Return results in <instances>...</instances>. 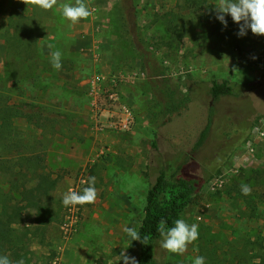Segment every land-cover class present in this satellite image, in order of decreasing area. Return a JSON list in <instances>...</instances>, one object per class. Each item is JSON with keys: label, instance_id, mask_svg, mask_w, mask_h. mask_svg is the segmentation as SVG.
Segmentation results:
<instances>
[{"label": "rangeland", "instance_id": "obj_1", "mask_svg": "<svg viewBox=\"0 0 264 264\" xmlns=\"http://www.w3.org/2000/svg\"><path fill=\"white\" fill-rule=\"evenodd\" d=\"M218 2L195 9L184 0H84L92 14L73 24L55 6L0 0V112L25 116L14 117L0 139V159L39 158L58 179L57 221L47 230L49 246L31 245L33 264H124L120 252L131 255L124 227L138 230L150 185L160 170L180 164L186 173L212 176L182 218L198 224L199 238L183 254L159 243L157 260L192 264L200 255L205 264L257 263L252 252L264 239V36L250 29L238 36L229 15L225 27L215 18ZM57 50L60 70L50 63ZM96 77L103 79L93 84ZM214 80L230 81L238 96L214 102L207 93ZM209 107L208 138L193 152V126L203 124ZM90 176L95 202L65 207L63 193L82 191ZM33 220L28 213L25 224Z\"/></svg>", "mask_w": 264, "mask_h": 264}, {"label": "trees", "instance_id": "obj_2", "mask_svg": "<svg viewBox=\"0 0 264 264\" xmlns=\"http://www.w3.org/2000/svg\"><path fill=\"white\" fill-rule=\"evenodd\" d=\"M204 3L205 0H184L185 6L195 9H199ZM262 49L264 52V48ZM207 93L214 102L238 96L228 80L210 82ZM189 102V99L183 101L182 107L185 108ZM199 115L202 117L200 110ZM0 116L2 140L12 127L13 118L25 117L24 114L11 110L0 112ZM213 116L214 109L209 107L203 117V124L195 122L193 132L197 139L192 148L193 152H197L205 144ZM26 118L32 122L34 117ZM12 161L16 164L11 165ZM39 163V158L24 159L22 154L0 159V255H7L13 264L21 259L24 264H33L34 253L30 249L31 245L37 243L40 246H49L47 230L57 221L58 216L52 209V193L58 185V179ZM211 179L212 176L205 178L186 173L184 164L177 167L167 166L159 171L146 193L143 217L137 230L141 241L133 240L130 243V256L135 257L138 264H161L156 258V248L161 240L157 231L158 222L164 219L168 226H174V221L183 218L195 195ZM28 213H32L34 218L30 226L25 224ZM256 245L257 248L252 252L253 258L257 260L256 264H264V239ZM51 255L52 259L54 254Z\"/></svg>", "mask_w": 264, "mask_h": 264}, {"label": "clouds", "instance_id": "obj_3", "mask_svg": "<svg viewBox=\"0 0 264 264\" xmlns=\"http://www.w3.org/2000/svg\"><path fill=\"white\" fill-rule=\"evenodd\" d=\"M24 2L27 3L29 0H24ZM30 2L44 10L57 7L63 18L73 24L81 19H87L92 14L84 0H75L74 5L58 4V0H30ZM226 15H229L232 21L239 25V30L236 33L238 36L246 35L249 29L254 35L264 36V0H219L215 6V18L225 27H227ZM48 47L51 49L53 45L49 44ZM61 56L62 54L58 50L50 53V63L56 70H60L62 67ZM95 182L96 178L90 176L87 181H82L88 185L82 191L69 190L63 193L62 204L68 207L94 203L97 198ZM240 187L243 195L251 194L249 185L242 183ZM198 228V224L189 225L183 219H176L174 226L170 227L166 220L161 219L157 225V231L161 237V248L170 253L183 254L188 245L199 238ZM123 231L131 238V241H141V236L136 228L125 226ZM144 239L146 240L147 237ZM195 251L198 252V248ZM121 260L124 264H138L135 257L129 256L124 251L120 252L118 256V261ZM0 264H13V261L7 255H0ZM15 264H24V260H18ZM192 264H205V258L197 255L193 258Z\"/></svg>", "mask_w": 264, "mask_h": 264}, {"label": "built area", "instance_id": "obj_4", "mask_svg": "<svg viewBox=\"0 0 264 264\" xmlns=\"http://www.w3.org/2000/svg\"><path fill=\"white\" fill-rule=\"evenodd\" d=\"M101 79H103V78H101V77H96V78L93 80V84H95V83H97V82H100ZM112 97H113V96H112ZM127 123H128V120L126 119V120L123 122L122 127H123V128H127ZM73 221H74V220H73ZM73 221H72V222H73ZM74 223H76V222H74Z\"/></svg>", "mask_w": 264, "mask_h": 264}]
</instances>
